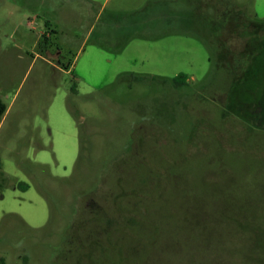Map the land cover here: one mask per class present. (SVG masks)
<instances>
[{
    "label": "rangeland",
    "instance_id": "1",
    "mask_svg": "<svg viewBox=\"0 0 264 264\" xmlns=\"http://www.w3.org/2000/svg\"><path fill=\"white\" fill-rule=\"evenodd\" d=\"M148 1L0 0V264H264V132L222 113L226 95L260 97L264 69L253 60L252 78L223 91L204 82L195 36L114 50L109 14ZM232 1L264 22V0Z\"/></svg>",
    "mask_w": 264,
    "mask_h": 264
},
{
    "label": "trees",
    "instance_id": "2",
    "mask_svg": "<svg viewBox=\"0 0 264 264\" xmlns=\"http://www.w3.org/2000/svg\"><path fill=\"white\" fill-rule=\"evenodd\" d=\"M212 2L214 14L209 16V14L204 12L203 8L206 4L211 3L212 5ZM187 5L189 9H177L170 0H153L148 1L142 8L130 13L109 14L112 19L110 20L117 22V29L121 33L120 35L123 36L122 41L117 43L114 50L118 51L122 49L133 37L156 39L164 35L176 33L195 36L209 49V61L212 68L208 74V78L204 82L208 83V81L211 82L217 78H221L218 80L222 81V84L225 81L224 86L222 85L223 87L221 88L223 91L229 89L227 79L232 78L240 86L241 83H245L246 76L252 78V74L249 73V65L253 60L258 62L264 69V22H259L254 15H245L242 10L235 6L232 0H187ZM197 8L201 9L199 13L195 11ZM194 19H196L197 25L192 22ZM229 29V37L221 40L220 37H225ZM233 35L240 40V45L237 49H232L229 46L228 41H230ZM107 41L108 39L104 37L101 41H97V43L102 47H106ZM220 41L222 42L219 43ZM224 50L226 59L223 53H221ZM146 77L169 80L179 88L187 85L189 78L183 72L178 73L172 79L129 72L121 74L120 79L143 81ZM260 87V97L255 99L250 98L249 102H246L241 97L224 96L222 105L223 116H234L239 121L248 124L250 128L264 132V71L263 79L260 80ZM72 91L75 92V89L72 88ZM6 109V104L0 98V122ZM75 116L79 130V150H81V155H85L87 145L84 132L78 120L79 116L77 114ZM17 187L25 190L28 188V184L19 182ZM118 195L119 193L115 197ZM129 197L122 198L120 196L118 197V201L120 198L129 199ZM134 198H136L135 194L130 198L132 199L131 203H142V200L138 201L139 198L135 200ZM107 212L108 210L106 209L105 213L110 215ZM107 223L105 224L107 225ZM80 259L81 257L79 256L77 263Z\"/></svg>",
    "mask_w": 264,
    "mask_h": 264
}]
</instances>
